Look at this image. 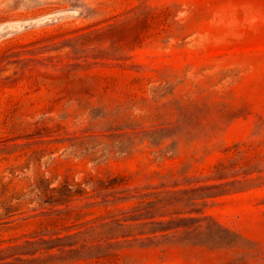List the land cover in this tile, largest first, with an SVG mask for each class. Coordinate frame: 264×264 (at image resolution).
Segmentation results:
<instances>
[{
  "label": "rangeland",
  "instance_id": "obj_1",
  "mask_svg": "<svg viewBox=\"0 0 264 264\" xmlns=\"http://www.w3.org/2000/svg\"><path fill=\"white\" fill-rule=\"evenodd\" d=\"M0 264H264V0H0Z\"/></svg>",
  "mask_w": 264,
  "mask_h": 264
},
{
  "label": "trees",
  "instance_id": "obj_2",
  "mask_svg": "<svg viewBox=\"0 0 264 264\" xmlns=\"http://www.w3.org/2000/svg\"><path fill=\"white\" fill-rule=\"evenodd\" d=\"M41 183L45 185L47 188H49L50 190L58 189V188H50L51 181H49L48 179L42 178ZM44 242H46V240L44 239L32 240V239L27 238L23 240L22 242H16L14 244H11L4 249H8L10 251H20L22 253H28Z\"/></svg>",
  "mask_w": 264,
  "mask_h": 264
}]
</instances>
